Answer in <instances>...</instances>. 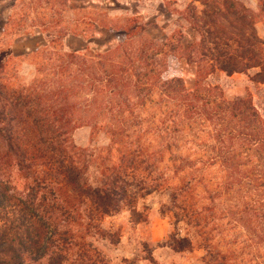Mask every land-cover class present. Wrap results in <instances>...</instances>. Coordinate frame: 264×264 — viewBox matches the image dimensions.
<instances>
[{
  "label": "trees",
  "instance_id": "trees-1",
  "mask_svg": "<svg viewBox=\"0 0 264 264\" xmlns=\"http://www.w3.org/2000/svg\"><path fill=\"white\" fill-rule=\"evenodd\" d=\"M202 1L214 4L203 9L201 17L192 18L193 28L201 30L200 41L178 57L196 62L193 92L185 88L180 74L171 73L169 77L164 67L148 69L150 63L160 60L158 53L165 44L157 39L137 38L134 31L138 25L130 21L123 36L117 34V42L105 52L87 54L84 52L88 47H71L57 54L53 63L42 65V76L27 86L3 79L7 52H0V264H64L63 246L72 238L67 240L64 235L68 231L62 233L66 239L58 238L55 224L59 219L68 223L84 218L86 226H97L99 220L127 206L138 222L141 213L137 204L153 192L169 191V211L176 223L193 222L205 230L204 234H208V220L215 205L210 209L200 203V183L206 187L202 189L206 195L203 199L212 198L213 202L217 198L211 197L212 193L219 192L222 197L245 184L258 192L256 204L264 202V121L247 98H223L224 105L217 104L209 114L225 112L242 124L247 111L254 109L255 144H215L207 156L196 159L190 153L178 155L172 147L179 141L180 131L190 124L191 110L214 103L206 98L211 89L203 81L208 74L220 71L231 75L250 68L259 69L256 75L264 72V40L255 29L259 19L249 15L246 6L236 0ZM220 15L224 18L219 21ZM110 28L119 30L112 25ZM57 38L48 35L49 45ZM167 57L165 52L162 64ZM157 87L174 100H165V104L176 107L178 112L149 120L148 125H156L162 139L161 148L150 150L143 145L147 130L144 120L133 114L136 104L130 95L133 90L150 94ZM200 89L207 94H199ZM107 116L108 124L103 130H107L111 144L106 151L92 154L73 143L74 129L97 126L101 117ZM133 124L139 125L138 130H131ZM216 132L219 140L245 133L240 126ZM167 151L177 154L164 164ZM240 156L252 159L242 162ZM214 164L220 165L223 174L218 186L205 183L199 175ZM14 166L25 179L22 192L12 185L9 174ZM67 193H72L71 197ZM55 212L59 216H54ZM169 244L175 251L193 248L188 235L174 233ZM222 259L221 264H236L228 252Z\"/></svg>",
  "mask_w": 264,
  "mask_h": 264
},
{
  "label": "rangeland",
  "instance_id": "rangeland-1",
  "mask_svg": "<svg viewBox=\"0 0 264 264\" xmlns=\"http://www.w3.org/2000/svg\"><path fill=\"white\" fill-rule=\"evenodd\" d=\"M236 1L246 6L249 15L259 19L255 29L264 40V0ZM202 3V0H0V52H7L3 79L10 84L27 86L42 76V65L53 63L57 54L67 52L71 47H88L84 52L87 54L90 51L105 52L117 42L116 35L123 32L126 24L134 22L138 25L134 31L137 38L157 39L165 44L162 52L158 51L157 58L160 60L150 63L148 69L159 66L161 70L166 68L164 74H169V77L173 75L171 73L180 74L185 88L193 92L196 62L178 57L200 41L201 30L193 28L192 18L201 17L203 9H210L214 2L204 3L206 6ZM223 18L220 15L218 20ZM258 24L262 26L260 31ZM111 25L119 30L111 31ZM50 34L58 38L49 45L47 36ZM165 52L169 57L162 64L161 57ZM193 57L197 59L195 53ZM258 70L250 68L231 75L220 71L208 74L203 83L206 87L210 86L207 87L211 89L210 94L203 89L199 94H207L206 98L214 103L191 110L190 124L180 131L177 144H172L178 155L187 156L190 153L191 158L196 159L207 156V151L215 144H255L252 141L256 128L252 114L254 109L264 121V80H261L264 72L256 75ZM130 96L136 104L132 107L133 114L144 120V129L147 130L143 145L150 150L161 148L158 129L156 125H148V122L152 118L177 113L176 107L165 104V100H174L159 87L150 94L145 90H133ZM235 97L247 98V102L254 107L247 111L244 123H237L225 112L218 114L217 111L210 116L209 113L217 109V104L224 105L221 102L223 98L232 100ZM197 103L200 104L201 100ZM108 120V116L101 117L97 126L89 124L74 129L71 140L75 145L88 149V153L106 151L111 139L103 127H107ZM238 126L245 132L240 137L229 139L223 136L221 140L217 139V130ZM138 128V124H133L131 130ZM262 128L264 130L263 125ZM176 154L167 151L163 163ZM239 159L246 162L252 157L240 156ZM200 173L205 183L210 182L214 186H218L223 176L218 164ZM9 175L16 191L22 192L25 179L16 166L10 169ZM245 186L227 191L222 197L219 192L212 193L210 196L217 198L213 202L212 198L203 199L206 195L202 194V189L206 187L203 183L199 184L200 203L210 209L211 205H215L208 220V234H204L205 230L196 227L193 222L176 223L173 212L169 211V191L153 192L140 199L137 210L141 218L138 222L137 216L127 206H121L118 212L99 220L97 226H86L84 218L68 223L59 219L55 224L58 238H72L63 246L64 264H84L83 260L86 264H219L225 252L236 264H264V202L256 204L258 192ZM67 195L71 197L72 193ZM54 216H59V213L55 212ZM65 231L68 233L64 234ZM174 233L190 236L193 248L175 251L169 244Z\"/></svg>",
  "mask_w": 264,
  "mask_h": 264
},
{
  "label": "crops",
  "instance_id": "crops-1",
  "mask_svg": "<svg viewBox=\"0 0 264 264\" xmlns=\"http://www.w3.org/2000/svg\"><path fill=\"white\" fill-rule=\"evenodd\" d=\"M261 27H262V26H260L259 24L257 25V28L259 29V31H260Z\"/></svg>",
  "mask_w": 264,
  "mask_h": 264
}]
</instances>
